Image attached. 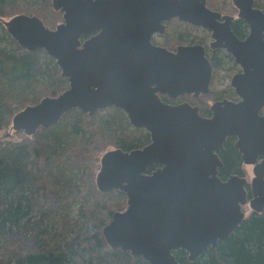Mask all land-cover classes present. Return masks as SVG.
Returning <instances> with one entry per match:
<instances>
[{
	"label": "water",
	"instance_id": "95a60500",
	"mask_svg": "<svg viewBox=\"0 0 264 264\" xmlns=\"http://www.w3.org/2000/svg\"><path fill=\"white\" fill-rule=\"evenodd\" d=\"M254 2L233 0L251 29L242 41L232 37L228 16L225 28L217 21L221 14L207 0H52L63 13L55 28L35 14L4 20L23 48L44 49L69 81L61 94L15 114V130L32 135L74 108L93 116L117 107L151 135L142 148L101 156L99 190H122L128 203L103 227L111 248L150 264H179L174 252L184 249L195 261L236 230L246 217L244 206L264 209V11ZM172 19L213 30V46L232 51L233 45L243 68L232 78L239 101L215 102L212 115L203 116L199 106L161 98L207 94L213 77L203 45L181 44L173 51L153 43ZM222 29L226 37L219 36ZM229 137L236 138L244 163L254 166L252 199L246 176H219V152Z\"/></svg>",
	"mask_w": 264,
	"mask_h": 264
},
{
	"label": "trees",
	"instance_id": "16d2710c",
	"mask_svg": "<svg viewBox=\"0 0 264 264\" xmlns=\"http://www.w3.org/2000/svg\"><path fill=\"white\" fill-rule=\"evenodd\" d=\"M217 1L207 0V6L216 8ZM257 3L264 8V0ZM22 13L38 15L50 28L63 21V13L53 7L52 0H0L3 23L4 17ZM174 20L166 22L164 35ZM2 28L0 131L26 106L69 87L56 60L44 49L28 51ZM172 36L174 41L186 39L177 30ZM213 62L216 67L227 63L219 57ZM212 92L210 88L208 94L190 102L199 106L203 116L212 115L203 103V97L214 98ZM183 97L161 94L172 103ZM150 142V133L135 127L117 107L93 116L74 108L55 125L40 127L32 135L23 132L17 141H0V264H150L141 256L108 245L103 227L116 211L127 208V196L119 189L103 192L96 183L106 151H130ZM224 147L219 176L224 180L233 174L244 176L235 138H227ZM155 168L150 167L149 172ZM174 253L179 264H264V209L246 214L226 240L209 247L195 261L184 249Z\"/></svg>",
	"mask_w": 264,
	"mask_h": 264
},
{
	"label": "flooded vegetation",
	"instance_id": "af4514ba",
	"mask_svg": "<svg viewBox=\"0 0 264 264\" xmlns=\"http://www.w3.org/2000/svg\"><path fill=\"white\" fill-rule=\"evenodd\" d=\"M232 3H233V0H232ZM235 5V4H234ZM236 6V5H235ZM254 6L257 7V8H260L264 11V8L261 7L258 3H257V0H255L254 2ZM210 8V7H209ZM237 10H235V12H233V8L232 9H226L225 7H218V8H210L214 11H217L221 14V17H219L217 19V21L224 25L223 28H225V24L224 23H227V19L224 18V16H228V21L230 23L229 27H230V31L232 33V37H233V34L237 37V39L239 40H245L250 32H251V29H250V25L243 19L239 16V12L240 10L238 9V7L236 6ZM178 20V19H177ZM179 21V20H178ZM180 22H183V21H180ZM183 23H187V24H190L194 27H198V29L200 31H203L204 33L201 34V39L198 41V42H195V43H191V44H201L204 46L205 48V53H206V56L207 58L209 59V61L211 62L212 64V67H213V76L215 74V69H216V66L214 65V62L213 60H215V57H219L222 61H231L232 62V65L230 67H232L231 69H233V62L235 63L236 65V69L234 71V74L232 73V78L235 74L241 72L243 70L241 64H239L237 61H236V58L235 56L233 55V45H232V51H229L226 47H222V46H213V43L217 41V38H214L213 36V30L207 28V27H203V26H196V25H193L191 23H188V22H183ZM156 35H161L163 36V34H155L154 37H153V43L157 44V45H160V46H164V45H161L159 43H156V38L155 36ZM227 35V32H225L223 29L222 31L219 33V36L221 37H226ZM219 41V40H218ZM226 42V39H222V43H225ZM181 45V44H179ZM177 45L174 49L173 48H168L166 46V48H168L169 50H176L177 47L179 46ZM213 78L212 77V80H211V83H210V88H211V84H212V81H213ZM232 78H231V84H230V90H228V92H223L222 94H220L219 96H217L216 98L212 99V103H210L208 106L209 108L211 109L212 111V105L215 103V102H218V101H223V100H230V101H239L241 98L238 96V94L236 93L235 91V88L233 87V84H232ZM233 92H234V96H233ZM208 94V93H207ZM236 94V95H235ZM187 95V94H185ZM188 95H191L192 98L194 99H197L199 97H195L193 94H188ZM183 96V95H181ZM180 97V96H179ZM171 98V97H170ZM178 98V97H177ZM176 99V98H174ZM167 102V100H164ZM187 100H182L180 102H185ZM180 102H174L173 104H177V103H180ZM189 102V101H187ZM168 103H172V102H168ZM190 103V102H189ZM193 105V104H192ZM264 109V108H263ZM263 111V110H262ZM263 113V112H262ZM264 114V113H263ZM235 138V137H234ZM235 142H236V138H235ZM236 147V146H235ZM225 148V147H224ZM237 148V147H236ZM238 149V148H237ZM225 151V150H224ZM224 151H220L219 152V156L221 158V160L223 161L222 157H221V153H223ZM239 151V150H238ZM241 154V153H240ZM244 162V161H243ZM245 164V163H244ZM247 165V164H246ZM250 165V164H248ZM253 166V165H252ZM220 169V168H219ZM253 173H254V166H253ZM245 176V175H244ZM255 177V173H254V176L252 177V179ZM252 181L247 184V189H248V192H249V199H252L254 197V194H253V189H252V185H251ZM245 207V206H244ZM243 207V208H244Z\"/></svg>",
	"mask_w": 264,
	"mask_h": 264
},
{
	"label": "rangeland",
	"instance_id": "374dc122",
	"mask_svg": "<svg viewBox=\"0 0 264 264\" xmlns=\"http://www.w3.org/2000/svg\"><path fill=\"white\" fill-rule=\"evenodd\" d=\"M257 2H258V0H257ZM218 7H225L226 9H232L233 8V12H235V10H237L234 3H232V0H218L216 8H218ZM9 18H11V17L7 16V17H4L3 19L8 20ZM62 19H63V15H62ZM0 24H2V26L7 30L2 19L0 20ZM2 26L0 27V34L4 33V29L2 28ZM55 27L56 26H54V28ZM175 30L179 31V33H182L183 35H186V39H183L181 41H174L172 34H173V32H175ZM202 33H204V32L200 31L198 29V27H194L190 24L183 23V22H180L178 20H174V22L169 24V26L167 27L166 35H163V36L156 35L155 40H156V43H159L161 45H165L168 48L174 49L179 44H191V43L198 42L201 39ZM231 65H232V62L229 60V61H227L226 64H222L221 67H216L214 78H213V81L211 84V90L213 91L212 94H213L214 98L219 96L222 92H228V90H230L229 88H230V84H231L232 73L234 74V71L236 69V65L234 62H233V69H231L232 68V67H230ZM183 96L184 97L182 98V100L194 102V101H192L191 96H189V97L188 96L185 97L186 95H183ZM233 96H234V92H233ZM214 98H212V99H214ZM172 99H174V98H172ZM203 99H204L203 103H206L207 105L212 103V101H211L212 99L209 96L203 97ZM182 100H180V101H182ZM23 132H24L23 130H18V131L15 130L11 124L7 129H3L0 131V141H5L8 139H12V140L17 141L23 137ZM243 170H244V175L248 178V181L251 182L253 180L252 177L254 176L253 166L248 165V164L247 165L243 164ZM244 210L246 211L247 215L250 214L252 211H254L250 207L249 204H247L244 207Z\"/></svg>",
	"mask_w": 264,
	"mask_h": 264
}]
</instances>
